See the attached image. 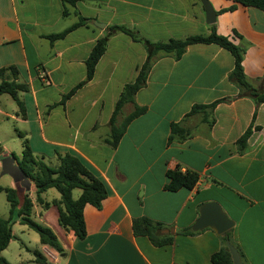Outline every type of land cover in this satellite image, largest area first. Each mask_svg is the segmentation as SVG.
Listing matches in <instances>:
<instances>
[{
  "label": "crops",
  "instance_id": "0c3cea01",
  "mask_svg": "<svg viewBox=\"0 0 264 264\" xmlns=\"http://www.w3.org/2000/svg\"><path fill=\"white\" fill-rule=\"evenodd\" d=\"M209 2L216 11V32L236 44L240 40L232 31L242 36L247 43L244 73L253 86L264 88V11L235 0ZM62 11L60 0H0V67L16 66L29 85L20 93L26 116L18 115L16 105L0 103V122L13 119L27 126L23 133L33 152L46 161L55 159V151L76 155L108 189L100 209L85 206L86 237L80 239L61 226L56 205L44 208L36 202L31 180L26 191L9 175H0L6 179L2 186L15 188L20 202L29 194L33 214L56 235L63 252L40 243L48 264H212L210 256L226 245V232L243 264H264V103L239 96L228 78L234 58L227 49L194 43L179 59L158 55L134 97L146 111L129 122L116 147L107 142L109 121L123 86L135 79L146 59L141 42L114 31L92 79L61 103L85 78V59L110 25L126 26L153 42L208 35L211 24L200 0H78L67 16ZM75 12L87 18L85 23L50 42L45 36L76 22ZM216 100L208 118L205 112L185 116L193 105ZM132 109L126 103L116 122ZM174 122L190 133L186 139L169 141ZM249 126L252 133L239 152L236 141ZM0 143V158H20L6 141L0 138ZM175 167L199 173L193 189H164L166 170ZM206 202H217L233 227L222 234L208 227L183 233ZM140 216L161 223L158 234L169 243L154 245L147 236L135 235L132 220ZM33 261L37 264L35 256Z\"/></svg>",
  "mask_w": 264,
  "mask_h": 264
},
{
  "label": "trees",
  "instance_id": "16d2710c",
  "mask_svg": "<svg viewBox=\"0 0 264 264\" xmlns=\"http://www.w3.org/2000/svg\"><path fill=\"white\" fill-rule=\"evenodd\" d=\"M63 5L62 15L69 14V6H75L78 0H60ZM244 5L256 7L264 11V0H235ZM234 6L223 8L218 12L232 10ZM78 15V20L70 26L58 33H52L45 37L53 42L64 38L70 31L83 25L87 18ZM210 33L208 35H189L184 39L171 38L168 41L153 42L140 36L136 30L129 29L123 25H110L107 33L98 39L92 47L89 55L85 59L86 76L85 78L72 87L66 94L62 96L61 103L71 97L79 88L90 81L94 75L95 67L101 56L104 54L107 41L114 31H121L128 34L133 40L141 42L146 49V59L139 66L137 75L132 82L126 83L115 102V106L110 117V137L107 142L116 147L121 136L124 134L127 125L131 120L143 114L146 111L145 106H139L135 103L134 97L136 92L146 84L148 73L159 57L158 55H171L175 59H179L190 44L194 43H215L227 49L234 58V66L228 75V78L239 88V96L251 97L256 104L264 103V88L262 85L255 87L248 80L243 69V57L247 49V43L243 41L242 36L233 30V36L239 38V43H234L229 36L221 35L216 32L215 24L210 25ZM29 85L20 79V74L16 66L8 65L0 67V95L8 94L16 102L18 107V115L26 116V109L20 93L28 91ZM220 100L213 101L209 104H195L191 110L185 115L186 117L198 112H205L206 118L212 113L214 107ZM126 103H132L133 109L128 113L121 122L117 123L116 118L122 107ZM213 119H209L211 123ZM252 133V126H249L244 133L237 139L236 145L239 152H242L247 145V140ZM22 138V153L17 159V164L25 175L33 182L36 194V202L43 204L47 208L51 203L58 208L59 223L66 230L72 231L80 239L86 237V223L84 219V208L91 205L96 209H100L102 201L108 195V189L104 181L95 175L76 155L69 152L55 151V159L57 163H49L45 160V156L33 152L25 134L18 132ZM190 133L181 126L180 122L170 124L169 141L184 140ZM2 146L0 143V152ZM14 155V154H13ZM14 157H16L14 155ZM167 183L164 189L169 191H177L181 188L193 189L199 180V173L193 170L182 171L179 167L166 170ZM49 188H54L59 193V198L52 202H44L41 193ZM79 189L80 192L76 198L73 197V190ZM0 191L6 195L9 203V216L4 219L0 217V264H9L2 256L1 252L8 246L11 239L14 238L12 226L18 220L21 224L26 225L30 229L36 231L39 235L40 243L47 244L54 248L57 252H63L58 239L52 229L41 222L32 218L33 201L26 192L22 201L17 194V190L12 187L0 185ZM162 224L151 220L148 217L140 216L132 220V230L135 235L147 236L154 245H163L169 243L170 238H162L159 231ZM183 233L193 234L190 228L183 230ZM225 242L229 241V232L224 234ZM35 262L48 264L42 253L35 249L33 251ZM241 256V254H240ZM212 264H232L231 256L227 245L210 256Z\"/></svg>",
  "mask_w": 264,
  "mask_h": 264
},
{
  "label": "rangeland",
  "instance_id": "374dc122",
  "mask_svg": "<svg viewBox=\"0 0 264 264\" xmlns=\"http://www.w3.org/2000/svg\"><path fill=\"white\" fill-rule=\"evenodd\" d=\"M0 98H1L0 103L2 105L6 104L5 107L15 108L16 105V108L18 109L16 102L11 98L10 95L3 94ZM26 130H27V126H24L19 121H15L13 119H9V122L6 121L0 122V138L7 142L6 145H8L12 151H14L15 153H19L18 155L20 157L22 153V138L19 137L18 132L23 133ZM48 162L55 164L57 163V160L53 159L52 161H48ZM5 177L6 176H4V178ZM4 180L6 179L0 180L1 185H4ZM19 190H20V197H22L23 191L21 189ZM79 192H80L79 189L73 190V197L76 198ZM54 195L57 196L58 193L56 189L52 188L41 193V198L43 201H51ZM8 215H9V203L6 199L5 193L3 191H0V217L6 218L8 217ZM32 218L38 222H41L40 218L37 217L35 214L32 215ZM12 230L14 234L13 241L3 252L2 256L11 264H34L33 251L35 249H38L39 251L44 249V247L43 248L41 247L38 233L19 222H15L13 224Z\"/></svg>",
  "mask_w": 264,
  "mask_h": 264
},
{
  "label": "water",
  "instance_id": "95a60500",
  "mask_svg": "<svg viewBox=\"0 0 264 264\" xmlns=\"http://www.w3.org/2000/svg\"><path fill=\"white\" fill-rule=\"evenodd\" d=\"M200 2L205 10L206 22L208 24L214 23L216 20V11L212 7V4L209 2V0H200ZM94 25L99 28H104L105 26L104 23L98 21H94ZM0 163V175H9L12 180L16 183H19V185L24 188V190H30V179L20 169L13 155L6 154L2 156L0 158ZM233 225V220L228 217V215L223 211L217 202H206L200 206L199 216L193 223L191 229L193 231H197L208 227L214 230L217 234H222L231 229ZM226 245L231 256L232 264H243L237 248L230 241H227Z\"/></svg>",
  "mask_w": 264,
  "mask_h": 264
},
{
  "label": "built area",
  "instance_id": "2783aa9c",
  "mask_svg": "<svg viewBox=\"0 0 264 264\" xmlns=\"http://www.w3.org/2000/svg\"><path fill=\"white\" fill-rule=\"evenodd\" d=\"M37 264H42V263H37Z\"/></svg>",
  "mask_w": 264,
  "mask_h": 264
}]
</instances>
